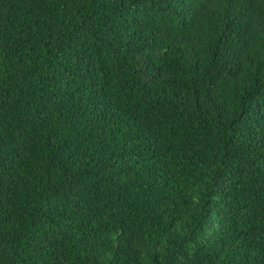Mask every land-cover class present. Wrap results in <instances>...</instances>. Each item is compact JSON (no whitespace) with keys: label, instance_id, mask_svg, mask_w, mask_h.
Here are the masks:
<instances>
[{"label":"trees","instance_id":"1","mask_svg":"<svg viewBox=\"0 0 264 264\" xmlns=\"http://www.w3.org/2000/svg\"><path fill=\"white\" fill-rule=\"evenodd\" d=\"M0 264H264V0H0Z\"/></svg>","mask_w":264,"mask_h":264}]
</instances>
